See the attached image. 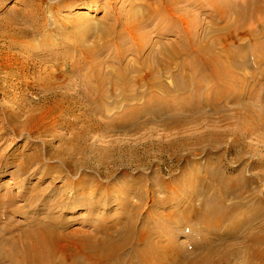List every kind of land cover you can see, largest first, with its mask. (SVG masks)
I'll use <instances>...</instances> for the list:
<instances>
[{
  "label": "rangeland",
  "instance_id": "374dc122",
  "mask_svg": "<svg viewBox=\"0 0 264 264\" xmlns=\"http://www.w3.org/2000/svg\"><path fill=\"white\" fill-rule=\"evenodd\" d=\"M64 1L58 0L60 7L55 9L56 0H0V154L6 159L24 153L39 157L37 162L29 164L31 169H27L23 176L11 173L15 170L13 166L0 169V196L7 188L11 197L10 202L0 197V204L5 207H0V244L4 248L0 264H16L2 258L4 253H10L6 238H17L30 226L31 217L43 215V212L27 208L24 198L38 203L43 197H53L57 187L63 184L65 177L52 180L54 187L48 189L51 177L40 174V171L50 169L48 173L53 175L64 173L63 165L49 158L74 148V143L84 149L89 147V151L85 149L83 154L89 166L79 171L81 175L94 179L111 197L117 195V187L135 185L140 176L159 198L167 196L163 193L164 181L175 189L174 200L171 205L167 204L169 207L157 206L160 213L170 210L171 206L179 205L180 210L190 203L195 209L208 208L203 206L206 200L208 206L219 210V197L223 196L222 190L225 189L229 192L225 193L222 204L229 210L235 205V210L223 227L231 221L250 220L253 216L264 222V108L261 103L264 101V12L252 9L244 25L223 29L216 16L203 13V7H194L202 0L179 3L180 7L189 6L191 25L188 30L179 29V33L173 32L168 38H157L159 44L168 43L175 51L186 42L180 41L179 37L189 40L186 53L173 58L174 76L166 78L159 72V80L167 82L170 91H146L144 86L148 81L139 80V74L134 72L127 76L132 90L122 93V89L114 85L116 81L122 84L121 80L115 79L118 65L113 63L114 57L125 50L128 61L134 64L132 60L143 61L147 51H138V46L125 31L114 37L118 29L115 33L112 30L102 43L95 40L100 27L107 28L110 22H115L110 12H115V6L124 12L130 7L129 1L135 3L136 0L115 6L109 4L108 15L104 7L107 0H96L100 7L98 11L86 9L94 0H84L87 4L80 7L64 6ZM25 5L26 19L21 17ZM78 10L84 16L78 15ZM23 29L26 38L17 35ZM139 33L148 49L153 41L150 28L140 29ZM224 47L232 50L239 61L248 59L252 68L235 69L233 74L240 80H231L221 88L228 95H211L215 82L203 79L197 69L207 60L217 67L224 65L226 58L220 53ZM25 54L33 58L26 64V77L9 75L5 67L19 66L16 63ZM242 56L246 57L242 59ZM71 63L78 65L74 72L69 71ZM160 64L161 61L156 62L154 67ZM184 67L193 82L185 91L179 92L173 88L181 81L180 72ZM156 69L160 71L162 65ZM245 74L248 85L242 90L238 84ZM85 75L93 89L99 86L100 79L104 80L102 92L106 101L100 105L96 92L90 93L80 86ZM136 79L141 84L139 88ZM198 84L202 85L201 91ZM258 85H263V89ZM51 86L55 91L48 90ZM250 92H256L258 96V99L250 100L256 115L241 122L239 118L244 111L234 107V99L236 94L246 97ZM123 96L137 101L125 103L121 99ZM198 99L203 103L200 110L191 111ZM176 103L184 107L182 111L168 108ZM153 107L154 111L159 109L155 115L149 112ZM88 118L111 131L89 132L85 141L75 142L74 135ZM131 123H138V126ZM167 123L172 124L168 126ZM201 137L205 138L196 141ZM79 157L73 155L74 160ZM34 168L38 169L31 172ZM101 176L109 177L102 179ZM196 177L206 186L187 183ZM137 183L143 184L139 179ZM117 203H110V211L108 207H100L96 214L102 215L100 212L103 211L112 219L118 217L125 204L116 206ZM75 210L78 211L71 210L64 215L77 217L85 213L84 209ZM156 220L157 241H166L163 236L167 233L170 243L188 248L195 239L208 234L204 226L167 224L166 227ZM70 221L69 230L82 227L81 221ZM91 224H95L93 219ZM218 233L212 232L210 236L215 237ZM239 260L236 262L241 264Z\"/></svg>",
  "mask_w": 264,
  "mask_h": 264
},
{
  "label": "bare ground",
  "instance_id": "6f19581e",
  "mask_svg": "<svg viewBox=\"0 0 264 264\" xmlns=\"http://www.w3.org/2000/svg\"><path fill=\"white\" fill-rule=\"evenodd\" d=\"M56 1L53 8L58 9L60 4L58 0ZM126 1L107 0L104 5L105 14H109V4L115 6L119 3L121 5L125 4ZM181 2L184 3L186 0H136L135 3L129 1L130 7L124 12H121L116 6V9L113 8L115 12L110 11L115 18V22H110L107 28L100 27L95 41L102 43L104 39L109 37L112 30L115 33L118 29L114 37H119L120 31H125L126 36L131 38L138 46V51H147L143 61L137 58L132 60L134 64H130L128 61L127 51L125 50L118 52L117 56L114 57L113 63L118 65V71L113 73L115 79L122 82L120 85L116 81L114 85L122 89V93L132 90L133 87L127 80V76L134 72L139 74V80L148 81L144 86L146 91L150 93H168L170 91L167 82L159 80V72L166 78L174 76L171 68L173 58L186 53V44L189 40L179 37L180 41L186 42L182 47L180 46L179 50L175 51L168 43L159 44L157 38H168L173 32L179 33V29L188 30L191 25L188 20L189 6L180 7L179 3ZM199 2L198 6L194 5V7L200 9L203 7L201 10L203 13L209 12L207 15L216 16L222 22L223 29H235L240 25H244V20L251 15L252 9L264 12V0H202ZM63 3L64 6L70 7H80L87 4L84 0H65ZM91 3L94 6H87L88 11H98L100 9L96 0ZM23 12L21 17L26 19V5ZM76 13L83 15L80 10ZM172 20H175V22ZM143 28H150L153 38L152 45L148 49L145 47L144 37L139 33V30ZM17 35L20 38H26V30L23 29ZM220 53L226 58L224 65L217 67L207 60L202 65L205 68L199 67L197 73L203 79H212L215 82L214 89L210 91L211 95L225 96L228 94L221 88L225 87L231 80H240H237V76L233 74L235 69L240 67L251 69L252 65L248 59H244L246 56H242L244 60L239 61L236 54L226 47ZM29 57H26L25 54L21 60L18 59L16 64L19 66L13 68L6 66L5 68L9 70L8 74L26 77V64L33 59ZM34 59H36V56ZM160 61L161 64L156 65L157 67L162 65V69L159 71L154 66L156 62ZM37 62L39 63L38 60ZM69 67V71L74 72L78 65L71 63ZM184 69L185 67L180 72L181 81L176 83L173 88L179 92L185 91L193 82V78ZM206 69L208 72H205ZM229 75L231 78H229ZM88 81L85 75L80 86H84L90 93L96 92L98 105L106 101L102 92L105 88L104 80L100 79L99 86L95 89L89 86ZM135 82L137 88H139L141 84L137 79ZM238 85L240 89H246L248 85L246 74L241 78ZM197 87L201 91L202 85L198 84ZM258 87L263 89V85H258ZM48 90L55 91V87L51 86ZM255 93L250 92L246 97L236 94L234 107L244 111V115L239 118L241 122L244 118H252L255 114L254 104L250 103L252 98L258 99ZM121 99L125 103H136L137 101V99L129 96H123ZM206 103H208V100ZM261 103L262 108H264V101L261 100ZM202 104L199 99L194 101L196 106L191 111L200 110ZM168 108L171 111H182L184 107L176 103L169 105ZM149 112L155 115L159 112V109L154 111L153 107ZM85 122L79 126L80 129L74 135L75 142L85 141L89 132L93 134L111 131L105 129L103 125H100L94 119L88 118ZM131 124L137 125L138 123ZM171 124L167 123L168 126ZM127 129L129 127L125 128V130ZM204 138L201 137L196 141ZM85 149L87 152L89 151V147H85ZM85 149L81 148L78 143H74V148L58 152L55 156H52L53 158H49L50 160H58L64 167V173L53 175V173H48L50 169H42L40 174L51 177L47 188L54 187L52 180L65 177L63 184L57 187L53 197L52 195L47 198L43 197L38 203L27 201L24 198L27 208L29 207V209L36 212H43V215L31 217L30 226L23 230L17 238H6L5 243L10 249V253H4L3 259L16 264H238L236 261L239 259L241 264H264L263 221H257L259 218L253 216L250 220L231 221L223 227V223L229 219L230 214L235 210V205L229 210L228 207L226 208L222 204V201L226 198L225 193L229 192L228 190H222L224 193L223 196L219 197V210L214 209V206H208L209 202L206 200L203 206L208 208L195 209L192 207L193 204L190 203L180 210L179 205L171 206L170 210L160 213L157 206L165 208L164 206L168 203L171 205L170 202L174 200L173 196L176 194L175 189L169 182L164 181L162 183L163 193L167 194L165 198L156 196L154 189L145 184V178L140 176L138 179L143 184L137 183V179L135 185H120L115 189L117 195L111 197L104 193L105 189L99 186L94 179L86 178L79 172L83 170V167L86 169L89 166L86 156L83 155ZM73 155L80 157L74 160ZM13 158L6 159L4 155L0 154V169L13 166L15 170L11 173L23 176L26 175L27 169H31L29 164L37 162L39 157L24 153L13 156ZM36 169L38 168L32 169L31 172ZM205 171H208V169L205 168ZM108 177L101 176L102 179ZM192 182H195L198 186L200 183L204 184L198 177L194 178V181L190 179L187 183L191 184ZM204 185L206 186V184ZM21 186H24V183ZM0 197L10 202L11 197L7 188L6 192L1 194ZM8 202L4 204H8ZM113 202H118L116 206L125 204L124 210L120 207L122 212L118 214V217L112 219L111 215H106L103 211L100 212L102 215L96 214L100 207H108L110 211V203ZM0 207L4 206L0 204ZM17 208L20 207L17 206ZM75 209H84L85 213L77 217L65 216L68 211H78ZM175 209H177V212ZM221 210H224V212ZM92 219L95 224H91ZM156 219L164 223L166 227L167 224H183L184 226L188 224L190 227L196 228L204 226L208 234L195 239L188 248L170 243L168 241L170 236L167 233L163 236L166 241H157ZM70 220L81 221L82 227L69 230ZM230 230L232 232L228 233ZM162 232L160 230V233ZM212 232L219 233L217 236L212 237L210 236ZM63 243L69 244L63 245ZM3 250L4 248L0 244V254L3 253ZM17 257L20 259L16 260Z\"/></svg>",
  "mask_w": 264,
  "mask_h": 264
}]
</instances>
